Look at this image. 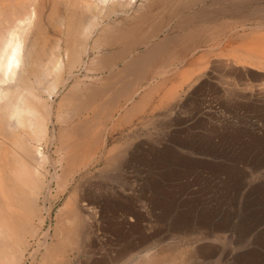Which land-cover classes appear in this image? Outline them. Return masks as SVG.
<instances>
[{
  "label": "bare ground",
  "instance_id": "bare-ground-1",
  "mask_svg": "<svg viewBox=\"0 0 264 264\" xmlns=\"http://www.w3.org/2000/svg\"><path fill=\"white\" fill-rule=\"evenodd\" d=\"M162 56L179 67L225 68L234 78L221 82L225 91L264 109V0H0V264L26 258L27 235L39 229L32 217L43 220L38 200L50 194L53 181L58 194L77 181L58 208L69 229V239L63 236L76 244L91 222L86 210L96 208L84 201L83 181L92 166L103 165L102 172L110 160L116 162V152L110 154L119 146H109L107 133L144 95L147 87L139 96L137 84L155 82L156 90V83L168 79L172 68L158 65L150 73ZM188 77L191 87L195 77ZM152 92L139 98L138 108ZM42 242L48 257L49 245ZM180 245L164 244L131 264H178L192 255ZM133 250H125L124 264Z\"/></svg>",
  "mask_w": 264,
  "mask_h": 264
},
{
  "label": "rangeland",
  "instance_id": "rangeland-1",
  "mask_svg": "<svg viewBox=\"0 0 264 264\" xmlns=\"http://www.w3.org/2000/svg\"><path fill=\"white\" fill-rule=\"evenodd\" d=\"M174 64L162 93L152 92L135 118L137 131L107 133L112 135L109 146H119L110 154L116 152L117 160H110L103 173V165L92 166L93 175L83 181L82 191L86 189L79 194L99 210H86L91 222L76 244L66 236L65 212L59 209L77 181L59 194L53 181L50 194L38 200L44 217H32L39 229L27 235L31 244L21 264H124L132 247L131 264L147 251L177 241L192 254L181 264H264V109L225 91L221 82L234 83L225 68ZM191 74L195 78L189 87ZM169 88L174 95L180 91L175 99ZM160 95L168 96L169 104L161 103ZM42 241L51 257L42 255Z\"/></svg>",
  "mask_w": 264,
  "mask_h": 264
},
{
  "label": "crops",
  "instance_id": "crops-1",
  "mask_svg": "<svg viewBox=\"0 0 264 264\" xmlns=\"http://www.w3.org/2000/svg\"><path fill=\"white\" fill-rule=\"evenodd\" d=\"M165 59H166V57H165V56H162V57H161L160 59H158L157 62H155L154 64H157V65H159L160 67H162V70H164V71H165V70H169V69L172 68V67H171L172 65H171L169 62H168V63L164 62ZM162 60H163V61H162ZM161 61H162V62H161ZM163 62H164V63H163ZM162 63H163V64H162ZM168 64H170V65H168ZM159 66H158V69H161ZM154 83H155V82H154ZM164 84H165V83H164ZM137 85H138V84H137ZM137 85H136V88H138V91L136 92V94H137L138 92H141V93H142V89H143L144 87H147L146 89H145V88L143 89V93H144V95L147 94V91H148V93H149L150 90H151V92H152V91H153V92H156V90H158L157 92L162 93V92H161V89H159V86H160V85L158 86L157 83L155 84V85H156L155 89L158 88V89H156V90H154V88L151 87V86H154V84L150 85V82H149V81H145L144 83H141L140 86H137ZM143 85H144V86H143ZM145 85H146V86H145ZM161 86H163V84H161ZM161 86H160V87H161ZM139 87H141V88H139ZM148 87H149L150 89H148ZM151 88H152V89H151ZM144 90H145V92H144ZM136 94H135V95H136ZM135 95L133 94V96H135ZM137 95L140 96V93H138ZM142 95H143V94H141V96H142ZM144 95H143V97H144ZM141 96H140V97H138V96L135 97V99H134V100H135V101H134V102H135L134 109H133V107L131 106V103H130L129 101H126L124 107L127 108V107H130V106H131L130 109L132 110V113H133V114H132V113H131V114H132L133 116H132L131 114H129V112H128V114L125 113L124 116H125L126 114H127L128 116L126 115V116L124 117V118H125V119H124V118H123V115H121V117H120V118L118 119V121H117V124H118V122H119L120 126H119V124H118V126L116 125V126H117V129H118V127H119V129L117 130V129L115 128V130H112V132H113V131H115V132H116V131H118V132H119V131H120V132H135V131H137V130L135 129V127L138 126L139 124H137V123L135 122V118H136V117H137V118L139 117V111L137 112V110H140V111L142 110V108H138V106L141 107V105H140V101H141L140 99H141ZM129 98H130V97H129ZM139 98H140V99H139ZM149 98H150V97L148 96V97L146 98V100H145V101H146V102H145L146 104L144 105L145 108H146V105L149 103V100H150ZM124 99H125V98H124ZM139 100H140V101H139ZM126 104H127V105H126ZM142 104H143V103H142ZM144 107H143V108H144ZM126 108H124V109H126ZM137 108H138V109H137ZM130 109H128V110L130 111ZM123 111H124V110H123ZM133 111H135V112H133ZM129 115H130V116H129ZM126 117H127V118H126ZM128 117H129V118H128ZM121 120L123 121L124 124H123V123L121 124V122H122ZM108 124H109L110 128H112V127H111V126H112V123L110 122V123H108ZM116 126H113V128L116 127ZM138 131H139V130H138ZM109 132L112 133L110 130H109Z\"/></svg>",
  "mask_w": 264,
  "mask_h": 264
}]
</instances>
